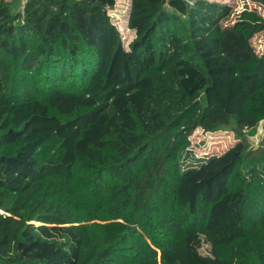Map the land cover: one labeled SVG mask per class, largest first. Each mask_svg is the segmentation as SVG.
I'll return each instance as SVG.
<instances>
[{
  "label": "trees",
  "instance_id": "16d2710c",
  "mask_svg": "<svg viewBox=\"0 0 264 264\" xmlns=\"http://www.w3.org/2000/svg\"><path fill=\"white\" fill-rule=\"evenodd\" d=\"M235 3L128 0L126 41L118 0H0V264H264V15Z\"/></svg>",
  "mask_w": 264,
  "mask_h": 264
},
{
  "label": "rangeland",
  "instance_id": "374dc122",
  "mask_svg": "<svg viewBox=\"0 0 264 264\" xmlns=\"http://www.w3.org/2000/svg\"><path fill=\"white\" fill-rule=\"evenodd\" d=\"M10 2L11 0H5ZM25 1V0H23ZM128 0H118L117 7L112 12L113 19L120 27V30L123 33V36L126 41H129L133 37V32L125 28L124 19H125V10L127 7ZM234 9L230 17L223 21V25L233 24L241 11L245 8L256 9L264 15V8L261 6L260 2L257 0H235ZM254 45L258 51L264 49V32L255 36ZM261 134V128L259 133L252 137L255 142H258ZM192 149L195 150L196 154L199 157H206L213 154H222L228 148H230L236 141V133L232 127L227 128L226 130L218 131L215 133L204 132L202 129H198L191 137ZM190 247L198 252L201 255H207L210 252L211 244L208 235L205 232H196L190 237L189 241ZM15 249L12 247L11 253H14Z\"/></svg>",
  "mask_w": 264,
  "mask_h": 264
},
{
  "label": "water",
  "instance_id": "95a60500",
  "mask_svg": "<svg viewBox=\"0 0 264 264\" xmlns=\"http://www.w3.org/2000/svg\"><path fill=\"white\" fill-rule=\"evenodd\" d=\"M234 132H237L239 137H241L243 135V133L240 132L238 129H234Z\"/></svg>",
  "mask_w": 264,
  "mask_h": 264
},
{
  "label": "built area",
  "instance_id": "2783aa9c",
  "mask_svg": "<svg viewBox=\"0 0 264 264\" xmlns=\"http://www.w3.org/2000/svg\"><path fill=\"white\" fill-rule=\"evenodd\" d=\"M188 1L189 3L193 4L194 3V0H186Z\"/></svg>",
  "mask_w": 264,
  "mask_h": 264
}]
</instances>
